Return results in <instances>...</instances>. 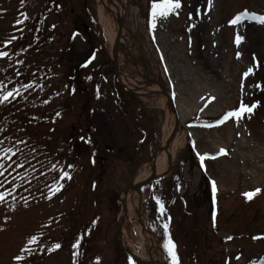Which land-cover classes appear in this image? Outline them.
<instances>
[{"label":"rangeland","instance_id":"1","mask_svg":"<svg viewBox=\"0 0 264 264\" xmlns=\"http://www.w3.org/2000/svg\"><path fill=\"white\" fill-rule=\"evenodd\" d=\"M152 1L123 0L128 15L122 22L120 70L160 78L177 98L180 86L181 96L195 101L196 109L184 122L195 117L191 127L204 140L196 141L194 150L187 136L170 176L145 188L144 221L163 245L168 239L163 224H169L180 264L264 263V240L254 244L264 233V194L260 200L244 195L264 190V91L253 87L264 84V25L254 20L229 24L238 11L264 15V0H222L221 5L212 0L210 10L207 0H180L181 8L158 17L154 30ZM98 9L99 0H0V51L8 53L0 58V81L8 90L20 85L21 92L0 105V147L16 150L3 161L7 170L0 169V192L5 193L0 264H132L120 247L119 197L140 172L149 171L145 166L164 140L166 114L160 94L138 104L120 96L113 48L99 26ZM94 18L104 42L85 35ZM237 33L243 37L239 45ZM249 67L255 74L244 79ZM193 84L210 92L188 96ZM241 99L248 106L259 103L239 126L234 118L221 126H200L237 109ZM220 147L228 149L221 162L210 167L206 159V169L196 164L197 150L214 153ZM224 169L231 183L220 190L221 215L215 220L208 183L224 178ZM61 170L70 179L60 180ZM56 182L63 186L52 191ZM123 229L139 249L134 223ZM233 234L252 236L224 241ZM32 236L37 241L29 243Z\"/></svg>","mask_w":264,"mask_h":264},{"label":"bare ground","instance_id":"2","mask_svg":"<svg viewBox=\"0 0 264 264\" xmlns=\"http://www.w3.org/2000/svg\"><path fill=\"white\" fill-rule=\"evenodd\" d=\"M221 3L222 0H220V5ZM98 14L108 41L113 46V48H116L119 37L116 23L120 20H125L128 15L127 9L123 4V0H99ZM133 73L135 74L133 75L130 73L131 75L126 74L123 76V82L126 85L135 87L141 95H146L149 93L151 94L153 91H159L161 87L159 82L157 83V81L154 80L150 81L144 72L133 71ZM180 89V86L179 89L177 87L179 97L176 99V105L182 118L181 122H183V119L185 120L190 117L191 113L196 109L194 108L195 101L193 102L192 100H186L183 98V96H181L182 92ZM186 92L188 96H194V94L198 92H202L201 95H207L210 90L205 85L193 84L190 86V88L186 89ZM160 103L166 114V124L164 126L165 133L163 140L164 146L155 153L152 161L147 166H145L150 168L149 171L145 173L143 171L140 172L136 179L137 183L144 180V178L148 176H157L162 174L168 167L172 155L174 156L177 154L178 150L184 146L187 133H191L197 141L204 140V134H200L192 128H183L182 123L177 121V117L169 103V92L161 95ZM212 105H215V103ZM223 142L224 140H222V143ZM219 162H221V160L209 161L208 163L209 166L212 167V165L218 164ZM223 171L225 177L216 178L219 189L221 190L227 188L230 185L232 177L230 176L228 170L224 169ZM122 199L123 215L129 217V219L133 221L136 232L140 238L139 245L142 247V253L140 254L136 252L135 244H131L129 242L127 232L124 229L122 231V242L125 248H131L134 246L133 248L135 250V255L144 260L150 259L151 264H167L163 258V251L159 246L155 236H151V234L146 230V224H142L140 220L143 218L145 213L143 208L145 194L140 190H129L122 194Z\"/></svg>","mask_w":264,"mask_h":264},{"label":"snow or ice","instance_id":"3","mask_svg":"<svg viewBox=\"0 0 264 264\" xmlns=\"http://www.w3.org/2000/svg\"><path fill=\"white\" fill-rule=\"evenodd\" d=\"M23 2H24V0H22V3ZM207 4H208L209 10H210L212 0H207ZM181 6L182 5H181L180 0H161V2H159V3L153 2L151 5V28L153 30L156 28L155 22H156L158 17L167 18L169 14L175 12V10L181 8ZM242 18H248L250 20H254V21L264 25V15H259L256 13H248L247 10H245L241 14H237L231 21H229V24L230 25H237L242 21ZM25 19H27L26 14H25ZM19 22L22 23V21H19ZM12 39H15V37H13ZM242 39H243V37L240 36L239 33H237L236 38H235L236 44L239 45L240 42L242 41ZM7 56H8V53L6 51H0V58L7 57ZM239 56H240V53L238 52L237 58H239ZM253 60L255 61V67L258 69L260 62L256 58L255 53H253ZM20 63H23V61H20ZM250 74H252V75L255 74L252 67H249L247 69V71H245L242 75H243V78L246 79ZM22 87L25 89H29L32 87V85L31 84H25V85H22ZM253 87L258 88L261 91H264V84H261L259 82L255 83L253 85ZM242 91H243V85H242ZM18 96H21V92L18 88H12L11 90H8L6 88V86L3 84V82L0 81V105H3L5 102H9L10 98L14 100ZM258 103L259 102L257 101L256 103L252 104L251 106H248L247 104H245L243 102V99H241V102H240L239 107L237 109L227 111L220 119L215 121L214 124L212 122H209V123H206V124H203L200 126L209 127V128H211L213 126H221V125H224L230 118H234L237 126H239V121L244 117V114L245 113H251L253 111V109L257 106ZM57 115H59V113H57ZM190 126H193V125H190ZM189 135H191V133H189ZM18 143H23V141H18ZM2 144H3V141H0V145H2ZM191 145H192V148L194 150H196V141L195 140L191 141ZM9 153H11L12 156H14V155H16V150H14L13 147H0V169H3L4 171H6L7 169L5 168V164L3 161L4 160H11V156H9ZM219 154H227L226 149L221 148L218 155ZM196 155L198 156V158L200 160L201 168H205V165H204L205 159H214L215 158V156H213L212 154H209V153L201 154L198 150L196 151ZM13 163H16V162L14 161ZM8 167H12V165L9 164ZM17 167L22 168L23 164H17ZM55 167H56V165H53V168H55ZM68 167L71 168L73 166L68 165ZM4 171H0V176H3ZM65 177L70 179V173H68L67 171L61 170L59 179L63 180ZM211 183H212L213 194H215V192L217 190L216 189V183L214 180ZM0 186H2V184H0ZM62 186H63L62 184H60L59 182H56V184L54 185V187L51 188V190L52 191H59L62 188ZM259 191H260V189H256L254 192H248V193H245L244 195L248 199H251L255 194L259 193ZM4 199H5V193L0 192V202H2ZM155 199H156L157 205L159 206L160 212L163 213L165 210L163 202L161 201V199L159 197H156ZM163 229H164L165 235L168 236V239L164 243V248L167 251V254L171 259V264H180L178 253L176 251V245L174 244V242L170 238V235L168 234L169 224L164 223ZM228 239H231V237H229ZM36 241H37V237L32 236L29 240V243H34ZM73 246L77 247L78 245L74 244ZM53 247L56 249H59L61 247V245L59 243H56ZM16 259L19 260L20 257L17 256ZM237 259H239V257H237Z\"/></svg>","mask_w":264,"mask_h":264},{"label":"water","instance_id":"4","mask_svg":"<svg viewBox=\"0 0 264 264\" xmlns=\"http://www.w3.org/2000/svg\"><path fill=\"white\" fill-rule=\"evenodd\" d=\"M119 28H120V34H121V29H122V23L121 22L119 23ZM115 61H116V59H115ZM169 101H170V103H171V105L173 107V103L170 100V98H169ZM172 162H173V156L171 157L170 167L172 165ZM170 167H169L168 171L165 173V175H163V176H161L159 178H163L164 176H166L168 174L169 170H170ZM151 180H153V179H147V180L144 181V183L150 182ZM135 187H138V186H135ZM121 227H122V224L119 225V228L120 229H121Z\"/></svg>","mask_w":264,"mask_h":264},{"label":"trees","instance_id":"5","mask_svg":"<svg viewBox=\"0 0 264 264\" xmlns=\"http://www.w3.org/2000/svg\"><path fill=\"white\" fill-rule=\"evenodd\" d=\"M93 34H94V36H95L96 38H99V34H98V33L94 32Z\"/></svg>","mask_w":264,"mask_h":264}]
</instances>
